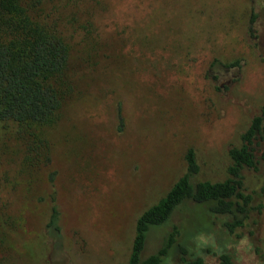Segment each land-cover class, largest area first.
I'll use <instances>...</instances> for the list:
<instances>
[{"label":"rangeland","instance_id":"rangeland-1","mask_svg":"<svg viewBox=\"0 0 264 264\" xmlns=\"http://www.w3.org/2000/svg\"><path fill=\"white\" fill-rule=\"evenodd\" d=\"M27 2L71 44L75 91L46 130L56 160L47 172L60 171L64 247L43 248L47 173L23 165V154L21 166L10 157L5 144L23 147L2 125L0 264H127L136 218L183 175L187 151L196 150L201 179L224 180L228 147L264 104V0ZM215 59L240 68H211ZM246 179L253 202L243 228L231 234L227 218L190 203L150 232L143 257L178 225L179 241L205 264H220L223 252L233 264H264V165ZM182 257L174 250L166 264H185Z\"/></svg>","mask_w":264,"mask_h":264},{"label":"trees","instance_id":"trees-1","mask_svg":"<svg viewBox=\"0 0 264 264\" xmlns=\"http://www.w3.org/2000/svg\"><path fill=\"white\" fill-rule=\"evenodd\" d=\"M27 1L0 0V127H12V137L6 135L23 147L20 153L5 144V151L12 159L18 160L21 166L23 154V165H39L42 172L47 173L50 209L41 240L43 248L48 250L53 246L64 247V239L63 212L56 187L60 171L56 168L47 172L56 166V160L52 154L51 134L46 130L58 125L75 87L68 78L71 44L54 26L41 21L40 16H33ZM257 19L252 8L247 27L248 38L252 41L256 40ZM211 68L229 71L240 68V62L215 59ZM212 80L215 82L216 77ZM215 89L220 91L218 86ZM119 118V132L122 133L125 120L122 116ZM227 159L224 180L201 179L202 167L197 152L194 148L187 151L183 175L165 196L136 218L127 264H166L174 250L183 256L185 264H205L199 253L191 252L179 241L181 229L178 225L166 232L156 253L143 257L150 232L168 226L178 210L190 203L203 206L211 217L227 218L224 227L231 234L245 226L253 202L246 175L259 172L264 165V104L250 116L246 128L237 136V143L228 147ZM219 261L220 264H233L227 252L219 255Z\"/></svg>","mask_w":264,"mask_h":264}]
</instances>
